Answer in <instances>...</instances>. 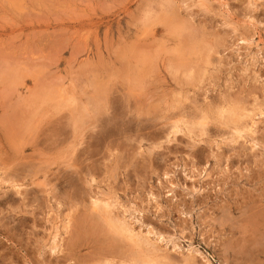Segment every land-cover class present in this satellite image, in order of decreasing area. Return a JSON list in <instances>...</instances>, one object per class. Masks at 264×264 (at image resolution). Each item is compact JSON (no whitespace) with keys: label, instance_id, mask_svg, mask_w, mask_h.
<instances>
[{"label":"rangeland","instance_id":"1","mask_svg":"<svg viewBox=\"0 0 264 264\" xmlns=\"http://www.w3.org/2000/svg\"><path fill=\"white\" fill-rule=\"evenodd\" d=\"M170 1L0 0V264L139 260L96 197L166 263L264 264V0Z\"/></svg>","mask_w":264,"mask_h":264},{"label":"bare ground","instance_id":"2","mask_svg":"<svg viewBox=\"0 0 264 264\" xmlns=\"http://www.w3.org/2000/svg\"><path fill=\"white\" fill-rule=\"evenodd\" d=\"M168 1V0H167ZM170 1V0H169ZM171 3V1H170ZM168 2V4H170ZM169 6V5H168ZM172 8V7H170ZM149 23V22H148ZM164 23V22H163ZM250 43V42H249ZM197 51V50H196ZM207 55V54H206ZM205 55V57H207ZM209 57V56H208ZM207 57V58H208ZM207 60V59H205ZM183 61V60H182ZM209 60H207L208 62ZM147 64V63H146ZM208 64V63H207ZM148 65V64H147ZM183 65V64H182ZM147 67V66H146ZM143 68V67H142ZM178 69V68H177ZM181 69V68H180ZM183 69V68H182ZM181 69V70H182ZM190 66H188V70H190ZM139 70V69H138ZM180 70V71H181ZM187 70V68H186ZM192 70V69H191ZM149 71V70H148ZM132 78V77H131ZM189 78L191 79L192 76ZM193 79V78H192ZM102 95V94H101ZM101 98V97H100ZM102 99V98H101ZM73 104V103H72ZM98 108V106H97ZM232 109H228V110H224V109H218L217 112H213L212 115L210 116H206L204 117L205 119H203V121L205 120L207 123H214L220 127H224L225 129H227L229 132H234L237 135L241 136L242 133H244L245 129L244 126L246 125H242V121L244 119V117H246V113L244 110L239 109V108H233ZM100 108L97 109V111L99 112ZM85 111V110H84ZM244 111V112H243ZM94 113V112H93ZM204 115V114H203ZM248 116V115H247ZM83 117V116H82ZM247 118V117H246ZM97 122V121H96ZM100 122V121H99ZM79 123V122H77ZM104 123V122H102ZM101 124V123H100ZM177 124V123H175ZM83 125V124H82ZM95 125V124H94ZM180 126V124H178ZM186 125V124H185ZM209 125V124H208ZM201 127V125H199ZM205 124H202V127L204 128ZM247 126V125H246ZM174 127V126H173ZM178 127V126H176ZM174 127V129L176 128ZM172 128V127H171ZM202 128V132L206 131L205 129L203 130ZM206 128V127H205ZM251 128V127H250ZM177 129V128H176ZM201 129V128H200ZM77 130V129H76ZM80 130V129H79ZM204 133V132H203ZM226 133V132H225ZM251 133V132H250ZM228 134V133H227ZM231 134V133H230ZM229 135V134H228ZM243 135V134H242ZM258 145V144H257ZM80 157V156H79ZM76 165V164H75ZM76 168V166H75ZM83 176V175H82ZM88 176V177H87ZM84 177H87L91 179V177H93V175L91 173H88L86 175H84ZM175 188V187H173ZM151 195V194H150ZM152 196V195H151ZM149 196V197H151ZM153 197V196H152ZM151 197V198H152ZM103 198V197H102ZM154 201V198H152ZM105 200V199H104ZM102 199L99 198H95L92 199L90 202V206L89 208L94 210V212L96 211L97 213L101 214L102 217L104 218V216L106 217L105 220H108L107 225L108 227H110V229L112 231H114L116 233V235H118L119 237L122 238H126L127 241L129 240L130 243H132V246L134 245V248L136 247V249H139V252L136 253L138 255H136L139 260H137L136 262L132 263V264H169L164 262V260L166 259V257L161 256V253H167L165 250H162L160 247V244L158 245V242L160 243H165L167 245H169V243L172 244L171 241H168L165 236L163 235H159L157 234V232H155L152 228L148 229V231H146V233H143L142 229H140L139 231H136L134 229V227L131 226V224H129V222L126 220L125 217L120 216L119 214H116V203L115 202H110L109 201H104ZM107 200V199H106ZM156 201V200H155ZM157 208V207H156ZM126 209V208H125ZM130 210V209H128ZM158 210V208H157ZM120 213V212H119ZM96 214V213H95ZM124 214V213H123ZM100 215V217H101ZM125 215V214H124ZM101 217V219H102ZM132 218V217H131ZM143 228V227H142ZM57 237V236H56ZM152 237L156 238L153 242ZM171 238V237H170ZM56 239V238H55ZM125 239V240H126ZM173 239V238H172ZM171 239V240H172ZM175 241V239H174ZM173 241L174 244L170 245L172 246V248L174 249V252H178L181 253L182 248L179 247L175 242ZM58 245V244H57ZM166 245V247H167ZM57 248V246H56ZM165 249V248H164ZM184 251V250H183ZM160 253V254H159ZM184 253V252H182ZM187 254V255H186ZM186 256H187V262L189 260H195L196 258H200L205 264H210L208 263L209 261L206 260V257L204 256V254L202 252H200L199 250L193 249V248H189L186 251ZM169 256V255H168ZM168 259V258H167ZM189 259V260H188ZM169 260V259H168ZM130 261V260H128ZM195 262V261H193ZM171 263V262H170ZM189 263V262H188Z\"/></svg>","mask_w":264,"mask_h":264}]
</instances>
